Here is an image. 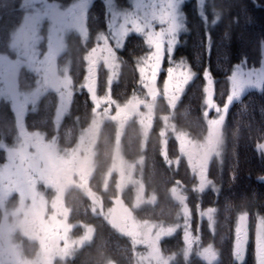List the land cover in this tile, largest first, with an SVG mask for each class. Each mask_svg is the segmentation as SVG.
<instances>
[{"label": "trees", "instance_id": "16d2710c", "mask_svg": "<svg viewBox=\"0 0 264 264\" xmlns=\"http://www.w3.org/2000/svg\"><path fill=\"white\" fill-rule=\"evenodd\" d=\"M46 1L57 3L63 9L79 0ZM122 1L119 0V3ZM23 2L0 0V55L9 54L11 37L25 16ZM192 2L183 9L187 14V31L180 37L173 60H185L197 76L187 86L174 107L165 102L163 97H157L154 126L148 134L145 148L141 147L142 136L134 121L126 125L120 148L127 161L136 163L142 160L145 190L147 194L155 193L158 200L154 206L147 205L133 210L136 219L167 226L179 225L182 221L180 206L170 196V189L174 186L182 189L187 206L191 209L192 231L198 238L199 245L193 254L186 258L181 231L161 241V254L165 258H173L170 264H206L199 260L197 254L198 249L209 246L218 252L215 264H238L232 250L237 217L247 213L248 228L252 236L257 220L264 216V153L256 149L258 143H264V93L258 90L247 91L240 101L234 102L229 108L221 130L223 144L220 156L210 161L206 173L208 180L218 191H214V188L207 192L196 191L195 179L191 176L184 158L179 156L177 142L168 134L167 148L163 153L159 133L163 127L162 118L168 117V123L175 132L186 134L196 142L204 139L207 133L202 108V89L205 83L203 71L208 68L211 72L214 78V99L222 106L229 89L227 76L234 66L241 63L248 68L260 67L261 44L264 42V0H255V4L262 7H256L253 0H205L203 11L207 17L206 21L198 14L199 7ZM100 4L93 6L87 19V28L90 31L86 44L82 43L76 34H70L66 37L65 53L57 58L60 67L70 64V74L74 82L84 79V58L96 45L97 35L105 31L103 18L93 21L99 11H102V16L105 13ZM216 13H219V19L213 24L212 21L217 19ZM132 38L119 54V60L123 63L122 73L111 88L113 99L118 104L128 102L133 96H142L138 88L135 64L139 57L146 54L147 49L141 39ZM99 72L101 74L97 84L104 89L106 73L101 70ZM19 76L22 89L32 86L34 76L24 70ZM163 77L162 74L159 81ZM75 96L71 113L58 132L53 129L56 97L51 92L45 94L37 103L34 113L25 116L26 129L30 132L38 131L47 139L56 136L58 143L62 145L75 142L91 121L89 110L92 107L84 97L81 98L78 94ZM13 113L7 103L0 102V165L5 160L2 146L14 147L19 142ZM115 130L112 122L105 123L98 136L96 155L93 158L95 171L90 180V189L98 193L106 169L112 162ZM110 188L108 194L114 197L113 183ZM48 194L50 195V191ZM103 197L107 204L106 196ZM130 199L131 190H128L123 196L128 206L131 205ZM64 203L69 210L68 221L71 224L91 226L94 237L76 251L72 259L63 264H136L135 254L138 249L129 239L116 234L102 219L90 213V204L82 190L72 189L67 192ZM212 208L215 211V222L211 231L205 221L198 222L196 212ZM81 232L79 228L72 235H80ZM22 249L26 256L31 258L36 246L23 240ZM245 264H254V253L250 248Z\"/></svg>", "mask_w": 264, "mask_h": 264}, {"label": "rangeland", "instance_id": "374dc122", "mask_svg": "<svg viewBox=\"0 0 264 264\" xmlns=\"http://www.w3.org/2000/svg\"><path fill=\"white\" fill-rule=\"evenodd\" d=\"M23 1L25 16L22 24L11 37L9 54L0 55V102L7 103L11 111H14L19 141L14 147L2 146L5 160L0 165V264H63L92 240L94 230L91 226L71 224L68 221L69 210L64 201L67 192L72 189L82 190L90 204V213L102 219L116 234L129 239L138 249L135 254L136 264H170L173 258H165L161 254L160 242L169 239L178 231L183 234L185 257H190L199 241L192 231L193 216L182 189L176 186L170 189L171 198L180 206L182 221L179 225L167 226L136 219L133 210L147 205L154 206L158 200L155 193L147 194L145 190L142 160L136 163L127 161L120 148L124 129L133 121L138 125L142 136L141 147L145 148L148 134L154 126V108L158 96L163 97L172 107L182 97L172 96L164 89L166 71L160 73L159 79L162 74L164 77L161 82L158 79V85L144 87L135 64L138 88L142 96H133L128 102L118 104L113 99L111 88L122 73L123 63L119 60V54L123 49L113 51L110 45L111 36L107 32L106 23L111 21L108 14L111 8L104 0H79L63 9L57 3H48L46 0ZM190 2L199 7L198 0H186L183 9ZM94 3H101L105 13L102 16V11H99L92 19L95 21L96 18H103L105 31L97 35L96 45L84 58L85 77L81 82H74L71 78L69 63L63 67L58 66L60 90L55 94L53 129L58 132L62 128L63 122L71 113L77 94L92 106L89 110L91 121L75 142L62 145L58 143L56 136L47 139L38 131L27 130L24 119L28 113H34L37 103L45 94L51 92L48 86L50 77L46 73L47 63L65 53L66 37L76 34L79 40L86 44L90 31L87 28V19ZM132 3L133 0H123L119 4L130 8ZM81 5L77 11L75 8ZM184 33L179 35L178 44ZM132 37L143 42L142 36L132 34L126 39L124 46L130 38L133 39ZM145 47L147 49L146 45ZM175 50L176 48L174 52ZM261 55L262 61V49ZM168 66L169 62L165 58L162 67L166 70ZM243 67L245 70L249 69L247 66ZM22 70L34 76L32 88L22 89L19 82ZM100 70L106 73L104 89L97 84ZM250 90L254 89H248L246 92ZM214 116V111L207 117L204 115L207 135L202 141L196 142L186 134L175 132L168 123V117L162 118L163 127L159 133L163 153L167 148L168 134L173 136L179 148V156L186 161L191 176L195 179V190L199 193L214 188L206 176L207 167L213 158L220 156L223 144L222 132L219 148H213L211 143L213 136L209 120ZM111 122L116 129L112 162L106 169L98 193L90 189V180L95 171L93 158L103 125ZM112 183L114 197L108 194ZM128 190H131L130 206L123 200ZM103 195L108 200L107 204ZM214 215L213 208L196 212L198 222L205 221L211 231L215 222ZM248 223L249 217L247 226ZM79 228L81 234L72 235ZM250 235L249 230L248 248L254 253L255 231ZM23 240L36 246L31 258H28L22 249ZM210 248L213 249L210 246L198 249L197 257L203 263L209 264L207 250ZM215 261L217 260H213L212 264H215Z\"/></svg>", "mask_w": 264, "mask_h": 264}, {"label": "snow or ice", "instance_id": "6c2138e0", "mask_svg": "<svg viewBox=\"0 0 264 264\" xmlns=\"http://www.w3.org/2000/svg\"><path fill=\"white\" fill-rule=\"evenodd\" d=\"M104 2L111 8L108 13L111 21L106 23V29L111 36L112 50H122L126 39L132 34L142 36L147 52L136 60V70L141 84L144 87L158 85L160 73L166 71L163 80L164 89L172 96H182L186 86L197 76L185 60L181 59L178 63L173 61L178 37L182 32L187 31V14L183 10L186 0H133L130 8L121 6L119 0H104ZM204 3L205 0H198L200 9L198 14L206 21ZM253 3L255 4V0ZM255 6L262 7L259 4ZM216 18L212 21L213 24L219 19V13H216ZM261 47L264 51V42ZM165 58L169 62L166 70L162 67ZM202 75L205 82L202 89V108L206 117L210 112H215V116L209 120V126L213 136L212 146L218 149L221 144L220 132L225 125L230 106L240 101L248 89L264 93V59L260 67L245 70L241 63L234 66L227 76L229 89L222 106L214 99V78L209 69L205 68ZM256 149L264 153V143H258ZM213 190L218 191L217 187ZM247 221V213H242L238 216L235 226L233 256L239 264H245L247 258L249 244ZM217 257L218 252L214 249L207 250L209 264L217 260ZM254 264H264V216L259 217L255 228Z\"/></svg>", "mask_w": 264, "mask_h": 264}, {"label": "water", "instance_id": "95a60500", "mask_svg": "<svg viewBox=\"0 0 264 264\" xmlns=\"http://www.w3.org/2000/svg\"><path fill=\"white\" fill-rule=\"evenodd\" d=\"M81 6L76 7L75 9L78 11L80 10L79 8H81ZM48 68L46 70L47 75H49L50 77V82L48 84L50 91L53 94H56V92H58L60 90V86L58 85V64H57V59H51L48 63Z\"/></svg>", "mask_w": 264, "mask_h": 264}, {"label": "flooded vegetation", "instance_id": "af4514ba", "mask_svg": "<svg viewBox=\"0 0 264 264\" xmlns=\"http://www.w3.org/2000/svg\"><path fill=\"white\" fill-rule=\"evenodd\" d=\"M60 67V66H59Z\"/></svg>", "mask_w": 264, "mask_h": 264}]
</instances>
